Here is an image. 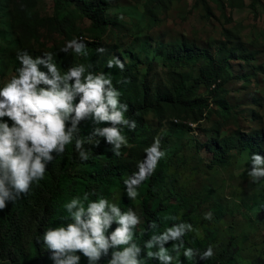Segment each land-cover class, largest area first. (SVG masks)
Returning a JSON list of instances; mask_svg holds the SVG:
<instances>
[{
  "label": "rangeland",
  "instance_id": "rangeland-1",
  "mask_svg": "<svg viewBox=\"0 0 264 264\" xmlns=\"http://www.w3.org/2000/svg\"><path fill=\"white\" fill-rule=\"evenodd\" d=\"M54 2L0 0V88L18 75L17 69L21 67L17 59L18 51L29 52L37 48L42 52H51L52 62L61 74L73 66L72 51L65 53L60 49L66 42L81 35L84 39L90 37L88 20L73 16L74 29L70 35L63 34L60 28L56 29L57 26L49 23L39 24L35 31L27 26L32 10L45 18L53 16L56 13ZM252 2L221 0L222 6L214 0H158L154 5L149 0H108L110 8L104 14L108 24L102 39L95 44L96 50L105 49L103 53L97 51L100 54L96 63L97 74L108 68V60L119 57L125 64L121 75L127 73L126 87L118 90L121 93L120 102L128 104L129 110L154 104L160 96L170 92L175 74L184 73L193 77L198 73L199 65L194 67L177 60L181 43H193L213 55L222 52L221 57H226L234 49L241 53L242 46L257 39L261 41L260 37L264 36V0L256 7L252 6ZM65 15L67 13L60 16ZM226 28L242 39V46L223 42V30ZM221 48L222 51L219 50ZM262 61L264 56L259 58V62ZM231 65L227 78L230 90L227 100L234 113L230 119L212 114L193 122L189 116H178L176 112L143 114L141 119L145 127L135 134V142L126 137L127 144L120 149L122 160L115 169H120V174L126 177L136 173L138 164L145 158L146 148L141 145H152L158 138L161 149L166 152L168 172L166 180L158 187L159 197L155 201L179 203L182 206L180 216L185 215L183 222L193 225L196 230L193 234L198 233L197 236L212 240L215 255L221 264H264V178L251 182L247 174L251 168V156L248 151L242 150L239 140L242 133L260 132L264 146V122L253 126L242 113L254 111L264 116V67H247L248 70L255 68L259 71L262 89L239 96L242 91L237 89H241L243 82L234 77L246 70L238 62L231 61ZM39 67L48 72L44 65ZM117 70L111 68V75L106 76L113 81L116 79L113 73ZM197 95L206 97L209 90L201 85ZM127 112L124 114L126 119ZM172 119H178L179 123L175 124ZM212 138L229 145L222 161L217 164L212 163V152L200 146V142L204 144ZM86 172L85 166L70 171L69 166L64 168L58 163L52 179L61 178L69 193L79 184V176ZM107 191L110 192L109 202L118 206L126 197L122 186L112 184ZM137 191L134 200L128 196L132 203L128 209L134 210L141 218L134 229L133 239H142L145 219L141 208V184ZM42 212L43 209L37 207V200L32 201L27 209L20 242V258L23 261H29L34 255L36 221ZM208 212L212 213L211 220L204 218ZM115 225L116 228L119 226L116 222ZM147 251L143 250L140 256L141 264H158V260L147 256ZM77 255L81 257L80 264H89L82 253L77 252ZM50 256L51 252L47 250L44 264H54Z\"/></svg>",
  "mask_w": 264,
  "mask_h": 264
},
{
  "label": "clouds",
  "instance_id": "clouds-1",
  "mask_svg": "<svg viewBox=\"0 0 264 264\" xmlns=\"http://www.w3.org/2000/svg\"><path fill=\"white\" fill-rule=\"evenodd\" d=\"M69 50L88 55L83 38H74L60 49L65 53ZM97 51L103 53L105 49L101 47ZM17 59L21 63L18 75L0 88V210L6 208L7 201L15 202L22 194H27L33 182L42 180L53 154H63L73 140L83 160L88 159L84 144L98 145L97 137H104L113 146L114 154L119 156L121 147L127 144L120 127L136 128L135 120L125 118L129 106L120 102L121 93L113 87L111 77L89 71L92 65L72 66L61 74L52 62L51 52L33 58L27 50L18 51ZM40 65L48 72L42 71ZM107 67L123 71L125 64L119 57H114L107 61ZM4 117L12 122L11 125ZM88 118L97 124L111 122L113 126L96 127L85 140L80 138L79 125ZM165 155L158 138L145 149V158L138 164V171L125 181L127 195L132 200L138 195L139 185L155 172ZM247 174L253 183L264 178V156L251 155V168ZM88 201V193L83 198H72L64 205L65 219L70 222L44 232L43 246L50 250L54 264H80L81 257L77 252L87 257L89 264H97L110 249L108 264H141L143 249L133 239L134 229L141 222L140 216L132 209L122 211L107 198ZM85 202H88L87 207ZM204 218L211 220L212 213H205ZM113 222L119 226L109 235ZM152 227H156L155 223ZM193 231L196 230L192 224L180 222L153 235L144 244L149 250L147 256L160 264H172L174 256L165 245L172 241V252L178 257L184 248L183 238ZM196 255L201 260H208L214 256L213 247L209 246L202 253L191 247L184 248L183 256L188 260Z\"/></svg>",
  "mask_w": 264,
  "mask_h": 264
},
{
  "label": "trees",
  "instance_id": "trees-1",
  "mask_svg": "<svg viewBox=\"0 0 264 264\" xmlns=\"http://www.w3.org/2000/svg\"><path fill=\"white\" fill-rule=\"evenodd\" d=\"M157 1L158 0H149V3L154 5ZM214 1L222 5L221 0ZM261 1L262 0H253L252 6L256 7ZM54 7L56 13L47 18L42 17L35 10L30 11L27 21L28 28L35 31L39 24L45 25L49 23L57 26L56 29L60 28L63 34L70 35L74 29V23L72 22V20H74L73 16L88 20L90 23V37L84 39L81 35L82 32H79L81 35L80 37H82L87 44L88 55H78L72 52V64L73 66H78L80 64L87 66L90 64L92 67L89 71L97 74L98 69L96 63L100 54L97 52L95 44L102 39L106 25L108 24V20L104 17L105 12L110 8L108 0H55ZM61 13H67V15L61 17ZM223 33L225 38L223 42L226 44L243 45L242 39L238 35L232 33L231 29L226 28L223 30ZM260 38V42V39H257V41H253L251 44L242 46L241 53L234 49L226 57H221L222 52H220L219 55H213L207 50L197 48L193 43H181L182 47L178 49L177 60L183 64H190L194 67L199 65L198 73L193 77H189L184 73L175 74V79L172 82V87L168 94L160 96L154 104L130 109L127 112V119L135 120L136 128L132 130L121 126L120 130L122 134L125 137H130L132 140L131 142H135V134L145 127V122L142 121L141 116L150 112H154L155 114L162 111H167L169 113L176 112L178 116H189L193 122L201 121L212 114H218L225 120L230 119L234 113L232 106L227 100V95L230 93L227 78L230 76L228 70L230 66H232L231 61L238 62L239 65L246 70L242 75L234 77L239 82H243L241 89H237L242 91L239 96H245L251 92H258L263 85L262 81L259 79V71L255 68H249L248 70L247 67H264V62H259L260 56H264V36ZM249 45H252V47ZM219 50L222 51L223 48ZM40 52L42 51L37 48H32L28 53L33 56V58H36L37 56L44 55V52ZM121 72L122 71L118 69L113 73L116 79H114L112 83L113 87L117 90H122L127 85V73L121 75ZM103 73L105 75H111L110 68L105 67ZM201 85L209 90L208 96L201 97L197 95ZM257 86L258 89L256 88ZM78 100L79 98H77L76 102H78ZM242 113H244V118H248L253 126H260V124L264 122V116L260 115L258 112L249 111L247 113L243 111ZM3 119L8 121L11 125L12 122L7 117ZM172 122L175 124L179 123L178 119H172ZM100 125H102L101 128L113 126L112 124H107V122H102ZM79 127L80 138L86 140L87 136L92 133L97 125L95 121H92V118H88L81 121ZM240 135L239 140L244 152L248 151L250 156L253 153L264 156V146L263 143H261L263 137L260 132L250 135L242 133ZM95 139H99L98 145L84 144V150L88 153L87 160L80 158L75 148V140H73L71 144L66 146L63 154H53L54 158L48 163L44 178L38 182H33L27 194H22L15 202H6V208L0 210V264H44L48 249L43 246V234L48 228L57 227L62 224L66 225L70 222V220L65 219L67 217V212L64 205L70 202L72 198H83L84 194L88 193V202L95 201L101 197L109 200L110 192L107 191V187L113 184L114 186H122L125 189L126 197L119 207L122 211L128 210L131 200L127 195L125 181L133 174H131L130 177L122 176V174H120L122 171H120V169H115L118 162L122 160L123 152L120 151V155L117 156L112 151L113 146L109 144L104 137H97ZM219 139L212 138L205 141L204 144L200 142L202 148L212 152V163L214 164L221 162L223 159L222 156H224L229 149V145L220 142ZM141 146L148 148L151 146V143H147V145L142 144ZM58 163L64 168L69 166L70 171H75L79 166H85L87 168V172L79 176V184L69 193L66 192L61 178L56 181L52 179V173L54 172L55 165ZM167 172L168 164L166 157H164L159 161L155 172L141 183L142 199H140L145 219V232L142 239L134 238V241L139 244L138 246L143 250H145V241L149 240L153 235L161 234L174 224L183 222V217L185 216L183 214L180 216L182 206L179 203L166 204V202L163 201H155V199L159 197L158 187L161 182L166 180ZM49 184L52 185L49 186ZM35 200H37V207L43 209V212L36 221L33 240L34 255L29 261H23L20 258L22 229L26 223L27 209L30 207L31 202ZM88 202H85L86 207ZM130 206H132V203ZM173 217L175 219H173ZM153 223L156 225L155 228L152 227ZM115 229L116 225L115 222H113L108 234L110 235ZM183 239L184 248L191 247L198 253H202L206 251L209 246H212L215 251L213 242L208 237H199L189 232ZM172 243V241H169L165 245L169 253L174 256L172 264H221L215 252L214 256L208 260H201L199 255L188 260L183 256L184 248H181L180 255L176 257V254L172 252ZM176 243L178 244L179 241ZM111 252L112 249L109 250L107 256H103L97 263L108 264V261L111 259ZM158 264H160L159 261Z\"/></svg>",
  "mask_w": 264,
  "mask_h": 264
}]
</instances>
